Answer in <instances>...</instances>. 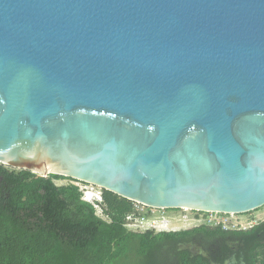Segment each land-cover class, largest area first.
<instances>
[{"label":"water","instance_id":"obj_1","mask_svg":"<svg viewBox=\"0 0 264 264\" xmlns=\"http://www.w3.org/2000/svg\"><path fill=\"white\" fill-rule=\"evenodd\" d=\"M0 163L156 208L264 206V0H0Z\"/></svg>","mask_w":264,"mask_h":264},{"label":"trees","instance_id":"obj_2","mask_svg":"<svg viewBox=\"0 0 264 264\" xmlns=\"http://www.w3.org/2000/svg\"><path fill=\"white\" fill-rule=\"evenodd\" d=\"M58 178L0 163V264H264V222L134 231L133 200L103 189L105 219Z\"/></svg>","mask_w":264,"mask_h":264},{"label":"built area","instance_id":"obj_3","mask_svg":"<svg viewBox=\"0 0 264 264\" xmlns=\"http://www.w3.org/2000/svg\"><path fill=\"white\" fill-rule=\"evenodd\" d=\"M70 179L71 183L78 186L79 189L83 192V199L86 201H89L92 203L96 209V212L99 216L104 217L105 219L106 214L104 212V206L102 204V198H103V188L100 186H96L78 179L74 178H65ZM132 207L133 210L128 214L127 216V226L134 231H146L148 229L155 230V231H162L165 230L166 226L158 228L156 225L157 216L159 213H164L167 209L165 208H156V207H149L148 205L141 203L139 201H132ZM147 207L151 208V210H148ZM183 211L188 212L191 211V214H184L181 217H179L180 220L184 221L185 223H190L191 227L200 226L203 224H208L211 226H223L226 230H247L252 227H254L256 224L259 223V221L255 218H247V219H241L240 215L243 213H220V212H203V211H197V210H191L187 208H182ZM192 211H195L193 213ZM204 213V217L201 215V213ZM212 216L214 218H212ZM146 217H152L153 223L151 226H141L136 222H133L134 220H138L141 218ZM210 217V218H209ZM237 217L235 220H231L230 218ZM167 221V220H166ZM165 221V222H166ZM132 224L138 225V227H134ZM160 226V225H159ZM138 228V229H137ZM168 229V228H167ZM169 229L172 230H180L175 227H171ZM168 229V230H169ZM186 229V228H181Z\"/></svg>","mask_w":264,"mask_h":264},{"label":"rangeland","instance_id":"obj_4","mask_svg":"<svg viewBox=\"0 0 264 264\" xmlns=\"http://www.w3.org/2000/svg\"><path fill=\"white\" fill-rule=\"evenodd\" d=\"M55 182L58 185L72 184L70 179H65V178H58V179L55 180ZM167 210H169V212H165L164 211V213L166 215H168L167 217L171 218V220H172L171 223H168L169 227L173 225V227H175L177 229L191 228V224L190 223H185L184 224V221L179 219V217H181L184 214H191V211L185 212V211H183L182 208H167ZM192 212L195 213V211H192ZM201 215L204 217L205 214L202 212ZM160 216H162L161 213H159L158 216L156 217L157 221H158V222H156L157 223L156 225L158 226V228L163 227L166 224V222H163V224H159V220H161L163 218V217H160ZM240 216H241L240 217L241 219L255 218V219H257L260 222V221L264 220V206H262V207H260V208H258L256 210L243 213ZM212 218H214V217L212 216ZM230 219L231 220H235V219H237V217H233V218H230ZM133 222H136L139 225L144 226V227L145 226H151V224L153 223L152 217L141 218V219H138V220H134ZM132 225L135 228L136 227L140 228L136 224H132ZM140 229H142V228H140Z\"/></svg>","mask_w":264,"mask_h":264},{"label":"flooded vegetation","instance_id":"obj_5","mask_svg":"<svg viewBox=\"0 0 264 264\" xmlns=\"http://www.w3.org/2000/svg\"><path fill=\"white\" fill-rule=\"evenodd\" d=\"M165 212H169V210H166ZM161 215H162V216H160V217H163V218H162L161 220H159V221H164V220H167V221H168V220L171 219V218H168V217H167L168 215H166L165 213H162V212H161ZM262 222H264V220L260 221V222H259L258 224H256V225H259V224H261ZM256 225H255V226H256ZM255 226H254V227H255ZM254 227H252V228H250V229H247V230H251V229H253ZM261 231L264 232V228H262Z\"/></svg>","mask_w":264,"mask_h":264},{"label":"clouds","instance_id":"obj_6","mask_svg":"<svg viewBox=\"0 0 264 264\" xmlns=\"http://www.w3.org/2000/svg\"><path fill=\"white\" fill-rule=\"evenodd\" d=\"M82 193H83V192H82ZM103 201H104V200H103V198H102V201H101V202L103 203ZM88 202H89V201H88ZM165 221H166V220H164V221H159V224H163V222H165ZM171 222H172L171 219L168 220V221H166V224H165V226H166L165 228H166V229H165V230H162V231H177V230L169 229V228H171V227L173 226V225L170 226V227L168 226V223H171ZM163 227H164V226H163ZM195 227H197V226H195ZM167 228H168L169 230H168ZM191 228H192V227H191ZM180 230H181V229H180Z\"/></svg>","mask_w":264,"mask_h":264}]
</instances>
